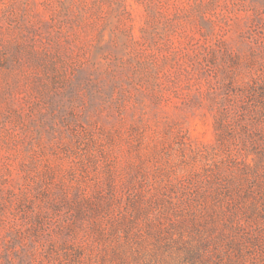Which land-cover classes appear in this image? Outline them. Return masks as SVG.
I'll list each match as a JSON object with an SVG mask.
<instances>
[{"label": "rangeland", "instance_id": "obj_1", "mask_svg": "<svg viewBox=\"0 0 264 264\" xmlns=\"http://www.w3.org/2000/svg\"><path fill=\"white\" fill-rule=\"evenodd\" d=\"M0 264H264V0H0Z\"/></svg>", "mask_w": 264, "mask_h": 264}]
</instances>
